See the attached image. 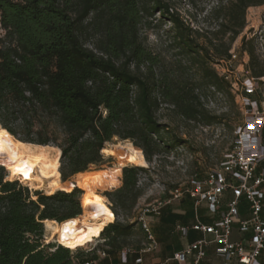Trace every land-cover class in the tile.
<instances>
[{"label":"trees","instance_id":"1","mask_svg":"<svg viewBox=\"0 0 264 264\" xmlns=\"http://www.w3.org/2000/svg\"><path fill=\"white\" fill-rule=\"evenodd\" d=\"M262 3L229 0L222 5L223 30L220 36L212 31L203 49L196 45L198 31L170 12L167 0H0L4 30L0 126L21 141L59 147L63 182L62 191L45 195L17 179L7 180L8 172L0 165V264H83L87 260L89 253L73 254L67 247L41 241L43 220L64 224L65 230L81 213V192L74 187L109 201L110 207L106 205L115 220L88 230L104 239L108 253L121 249L136 220L128 223L117 217L121 213L128 218L135 210L143 195L139 177L145 169L136 165L101 168L102 149L114 137L128 139L151 162L164 144L162 133H168V125L156 115L161 103L170 104L188 120L201 114L184 89L151 81L146 74L153 57L141 40L144 17L155 11L169 15L184 49L210 51L222 62L230 58L231 44L245 27L246 9ZM244 40L243 36L241 50L249 55L250 76H264V63L260 64L252 46L246 48ZM207 77L218 90L227 83L213 69ZM184 142L175 135L168 146ZM91 166L99 168V173L81 182L80 175ZM72 175L73 180L67 181ZM194 177L205 178L197 173Z\"/></svg>","mask_w":264,"mask_h":264},{"label":"rangeland","instance_id":"2","mask_svg":"<svg viewBox=\"0 0 264 264\" xmlns=\"http://www.w3.org/2000/svg\"><path fill=\"white\" fill-rule=\"evenodd\" d=\"M167 1L170 4V12L178 13L185 25H188L193 31H198V34H194L196 45L205 49L212 31H218V36H220V31L223 30L220 24L224 21V11L221 6L229 0ZM3 35L4 30L0 25V37ZM140 35L143 46L153 57L149 64L150 70H146L151 81L164 82L178 89H184L190 98L196 101L201 114L195 119L188 120L176 114L170 104H160L156 115L160 122L168 125V133H162L164 144L161 143L159 154L154 156L151 162H147V165L144 166L145 170L140 173L139 186L143 189V195L138 199L135 210L128 218L123 217L121 213L117 217L119 221L128 223L135 221L136 215L148 204L171 197L169 191H173L175 188L189 187L195 173L207 177L211 169L217 167L224 155L231 149L235 139L234 130L242 122L243 117L239 95L241 89L238 84L239 81L250 75V71L246 68L249 55L241 50L242 38L244 36V41L247 42L246 48L253 47L260 64L264 63V3L249 6L245 11V27L232 42L230 48L236 54L231 62L232 73L226 79L227 83H224L221 90L209 84L210 79L207 77V73L209 69H213L218 75H221L224 63L216 60L210 51L208 54L205 50H200L199 53H190L184 49L178 39V30L169 15L159 11L146 15ZM88 39L86 37L85 44L90 47ZM224 40H227L226 36ZM257 102L259 103V99ZM212 117H216V119L212 120ZM175 135L185 142L175 147L168 146L171 145L170 138ZM126 140L132 143L130 140ZM126 140L114 137L112 142L106 143L105 146L123 143ZM103 156L105 162L101 168L132 165H121L115 157L105 154ZM98 169L91 166L80 175V181H83V177L85 180L93 174H97L96 172L99 173ZM74 175L70 176L67 181H72ZM20 182L26 185L24 182ZM75 188L80 190V198L83 190L78 187L73 189ZM97 188H101V186ZM29 189L36 190L30 187ZM109 189L110 187L102 190L101 193L103 194ZM37 190L48 195L45 189ZM60 225L62 229L64 224ZM45 228L44 225L42 239L48 241L47 244L60 245L54 238V240L48 239L50 232ZM88 234L93 241L76 249L68 248L71 253L85 252L91 248L98 237H95L89 230ZM139 239H141V234L135 223L131 234L123 244L133 245Z\"/></svg>","mask_w":264,"mask_h":264},{"label":"built area","instance_id":"3","mask_svg":"<svg viewBox=\"0 0 264 264\" xmlns=\"http://www.w3.org/2000/svg\"><path fill=\"white\" fill-rule=\"evenodd\" d=\"M229 53L230 58L222 61L224 69L221 76L224 79H228L232 73L231 62L236 57L234 50ZM238 85L241 89L239 95L243 117L234 130L235 139L231 149L224 155L220 164L211 169L207 177H194L189 187L175 188L169 191L171 197L148 204L140 210L135 220L140 224L147 241L142 251H151L157 247L146 219L147 215L158 212L170 198L187 195L194 200L195 205L206 201L209 210L215 212L223 192L230 190L233 198L227 203L226 211L221 213L218 220L210 224L197 220L190 227H178L182 235H186L191 229L208 234L212 239L201 238L185 245L173 254L172 260L184 264L190 259L191 264H199L206 257L208 245L214 242L218 245L216 255L222 260V264H261L259 258H264V76L254 78L248 75L239 81ZM242 196L247 200L249 210V217L245 219L240 218L238 213V203ZM108 206L110 207V203ZM234 224L238 225L241 233H248L249 236L231 240ZM41 241L44 244L48 242L44 239ZM128 252L129 249L121 251L123 263H127ZM101 255L104 256L105 252H101ZM141 261L138 257L135 263Z\"/></svg>","mask_w":264,"mask_h":264},{"label":"bare ground","instance_id":"4","mask_svg":"<svg viewBox=\"0 0 264 264\" xmlns=\"http://www.w3.org/2000/svg\"><path fill=\"white\" fill-rule=\"evenodd\" d=\"M101 152L115 157L121 165H147L142 149L127 140L105 146ZM60 155V148L55 145L21 141L0 126V165L9 172L6 176L9 181L17 178L31 189H45L48 195L59 191L62 188ZM80 204L81 213L65 230L55 220H43L50 232L48 239L54 238L58 244L76 249L93 241L88 234L90 226H103L115 220L111 209L99 194L91 191L82 193Z\"/></svg>","mask_w":264,"mask_h":264},{"label":"crops","instance_id":"5","mask_svg":"<svg viewBox=\"0 0 264 264\" xmlns=\"http://www.w3.org/2000/svg\"><path fill=\"white\" fill-rule=\"evenodd\" d=\"M232 198L231 191L225 190L215 212L209 210L206 201H201L198 205H195L194 200L187 195L170 198L169 202L162 206L158 212L149 214L146 217L150 230L157 242V247L154 250L142 251L146 247L147 241L140 224L136 222L141 239L137 240L135 244H127L114 253H108L102 238H97L91 246L92 249L85 252L89 253L85 262L92 264H182L172 260V256L176 251L201 238L211 240L212 237L191 229L186 235H182L178 227H190L197 220L205 224L213 223L220 218L222 212L226 211L227 203ZM106 203L109 204L108 201ZM238 213L242 219L249 217L248 203L244 196L239 199ZM248 236V233H241L238 230L237 224L232 226L231 240H239ZM217 246L214 242L210 243L206 248L205 259L199 264H222V260L216 255ZM124 249H129L126 255L127 263L121 261V251ZM101 252H105V255L102 256ZM138 257L142 261L135 263ZM259 261L264 264L263 256L259 258ZM184 264H191V260L188 259Z\"/></svg>","mask_w":264,"mask_h":264}]
</instances>
